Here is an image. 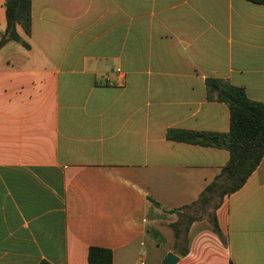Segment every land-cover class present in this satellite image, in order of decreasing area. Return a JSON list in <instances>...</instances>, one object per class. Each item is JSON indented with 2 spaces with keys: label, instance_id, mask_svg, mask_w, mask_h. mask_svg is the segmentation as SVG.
<instances>
[{
  "label": "crops",
  "instance_id": "obj_1",
  "mask_svg": "<svg viewBox=\"0 0 264 264\" xmlns=\"http://www.w3.org/2000/svg\"><path fill=\"white\" fill-rule=\"evenodd\" d=\"M0 0V40L5 32ZM0 48V264H264V157L215 211L171 227L229 161L170 130H230L219 79L264 104V5L248 0H31ZM218 142V139H217Z\"/></svg>",
  "mask_w": 264,
  "mask_h": 264
},
{
  "label": "trees",
  "instance_id": "obj_2",
  "mask_svg": "<svg viewBox=\"0 0 264 264\" xmlns=\"http://www.w3.org/2000/svg\"><path fill=\"white\" fill-rule=\"evenodd\" d=\"M264 5V0H248ZM5 32L0 40V48L9 42H22L17 31L20 25L28 35L31 31V0H5ZM25 47H29L22 42ZM207 93L210 99L224 103L230 110V130L227 134L215 135L205 132L170 130L167 138L174 142H183L200 146H215L229 152V161L215 180L208 185L199 199L192 206H200L202 211L208 209L214 199V212L206 218L213 231L224 241L215 211L219 208L223 198L233 194L246 183L249 177L260 165L264 157V104L249 99L241 87L219 79L206 81ZM218 139L217 143L213 140ZM191 206V207H192ZM173 210L181 215L182 211L191 208ZM206 212V211H205ZM201 217L188 216L173 227L175 237L187 233L189 226ZM89 264H115L113 252L110 249L91 247L88 254ZM40 264H50L41 262Z\"/></svg>",
  "mask_w": 264,
  "mask_h": 264
},
{
  "label": "rangeland",
  "instance_id": "obj_3",
  "mask_svg": "<svg viewBox=\"0 0 264 264\" xmlns=\"http://www.w3.org/2000/svg\"><path fill=\"white\" fill-rule=\"evenodd\" d=\"M218 199H214L213 203H211V205L208 207V209L202 211V209L200 208V206H192L190 209L185 210V213L188 216H197V217H201V218H205L207 217L209 214L214 212V203L217 201ZM206 211V212H205ZM173 232H174V236H175V228L171 227Z\"/></svg>",
  "mask_w": 264,
  "mask_h": 264
},
{
  "label": "water",
  "instance_id": "obj_4",
  "mask_svg": "<svg viewBox=\"0 0 264 264\" xmlns=\"http://www.w3.org/2000/svg\"><path fill=\"white\" fill-rule=\"evenodd\" d=\"M214 143H217V139L213 140ZM178 261V258L173 254H168L164 264H175Z\"/></svg>",
  "mask_w": 264,
  "mask_h": 264
}]
</instances>
